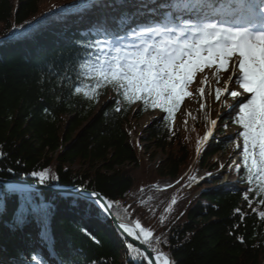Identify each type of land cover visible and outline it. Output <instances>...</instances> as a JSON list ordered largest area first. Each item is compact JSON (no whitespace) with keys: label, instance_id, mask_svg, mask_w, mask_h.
<instances>
[{"label":"trees","instance_id":"obj_1","mask_svg":"<svg viewBox=\"0 0 264 264\" xmlns=\"http://www.w3.org/2000/svg\"><path fill=\"white\" fill-rule=\"evenodd\" d=\"M39 2L0 0V177L37 180L31 172L47 170L48 185L99 191L117 219L151 231L152 247L174 264H264V219L259 215L264 195L254 188L248 194L252 204L243 199L249 184L242 138L240 170L231 167L235 184L215 185L221 173L191 181L200 170L219 167L213 156L228 152L222 136L229 119H218L198 152L203 123L193 119L176 125L183 101L173 118L165 120L166 113L143 101H124L110 84L98 88L94 100L85 98L84 92L96 84L80 68L96 62L95 51L83 47L98 38L90 26L107 19L116 28L113 18L119 10L83 8L68 17L62 11L76 1L47 12ZM27 22L35 26L5 39L14 29H27ZM75 87L81 88L79 94ZM187 90L191 93L189 85ZM149 111L159 114L142 127L137 143L127 124ZM235 117L229 122L239 133ZM158 153L162 156L153 163ZM53 175L56 180H51ZM18 213L25 218L22 229L15 223ZM45 218L47 242L41 239ZM20 234L28 242L25 249L18 243ZM35 240L50 243L60 264H149L128 249L129 243L137 246L94 204L75 195L14 191L0 183V264H31L35 254L51 264L34 247Z\"/></svg>","mask_w":264,"mask_h":264},{"label":"snow or ice","instance_id":"obj_2","mask_svg":"<svg viewBox=\"0 0 264 264\" xmlns=\"http://www.w3.org/2000/svg\"><path fill=\"white\" fill-rule=\"evenodd\" d=\"M129 6L134 10L129 11ZM84 7L89 11L93 7L119 10V16L113 18L116 28L109 27L107 19L96 21L90 30L98 38L83 45L96 53L95 63L80 65L81 69H87L88 77L96 81L91 92H84L89 100L98 97V88L110 84L123 96L124 101L129 104L143 101L145 106L166 113L164 119L169 120L185 97L192 95L187 87L197 73L213 67L224 72L230 67L238 68V75L233 72L223 88L215 89V98L219 101L225 93L233 99L242 98L236 106L229 107L235 109L238 106L235 122L242 129L238 135L243 140V169L249 184L243 199L251 205L248 194L254 188H258L257 195H264V0H135V3L133 0H112L107 5L102 0H95V3ZM53 14L49 12L47 15ZM140 18H144L143 21ZM39 23L37 19L36 24ZM34 26L27 22V29L23 26L14 29L11 34H6L5 39ZM88 55L91 56L92 51ZM233 81L242 91L229 88V83ZM80 92L81 88L75 87L74 93ZM199 92L202 96L204 88L201 87ZM115 110L120 111V108L116 107ZM216 123V120L211 121L212 126ZM211 135L210 129L202 141H198V152L201 150L200 144L207 142ZM31 175L42 185L49 181L47 170L33 171ZM56 179V176H51V180ZM62 194L75 195L97 205L101 214H112V204L97 192L78 189ZM175 202L172 201L173 204ZM259 203L264 205V199ZM259 215L264 219V212ZM46 219L41 229L44 242L48 240ZM24 222V216L18 213L15 223L22 226ZM118 226L128 236L148 246L155 255H145L141 248L129 243L127 247L131 252L148 260L149 264H174L165 253L152 247L151 231L139 223L135 225L138 232L123 223ZM238 239L244 242L243 237ZM156 243H160L159 238H156ZM30 260L31 264H46L39 254L31 256Z\"/></svg>","mask_w":264,"mask_h":264},{"label":"rangeland","instance_id":"obj_3","mask_svg":"<svg viewBox=\"0 0 264 264\" xmlns=\"http://www.w3.org/2000/svg\"><path fill=\"white\" fill-rule=\"evenodd\" d=\"M77 2V9L82 6L92 4L95 0H40L39 5L43 11H53L54 9H63L68 5ZM112 1V0H111ZM104 2V1H103ZM106 3V2H105ZM152 7H156L157 5H151ZM76 7H68L66 11L67 16L71 17V11H75ZM83 15L82 12H80ZM74 15V14H73ZM77 15V14H75ZM143 21L144 18H140ZM235 72L238 75V68L233 69L229 68L227 72L218 71L215 67L206 68L203 73H197L194 81L190 83L192 95L188 96L181 107L179 117L176 120L177 126H182L190 123L193 119H197L203 123L204 126V134L209 126H211V131L214 126L211 125V121L216 118H224L231 119L238 111V106L233 109L230 108L229 105H237V102L242 98L238 97L236 99L231 98L227 93H225L221 99L218 101L215 98V89L217 87L223 88L224 82L228 80L229 76ZM201 81H204L202 84ZM203 87L204 93L201 96L199 89ZM229 88L231 90L242 91L238 88L233 82L229 83ZM245 96L247 94H244ZM203 105V108L201 107ZM157 112H146L141 118H132L130 122L127 124V130L132 139H134L137 143L139 142V135H141L142 127L147 124L152 118L157 116ZM228 120L226 133L222 136L229 144V149L227 153H217L213 156V160L219 163V167L213 172H206L204 170H200L191 176L192 183L200 181L201 178L208 176V173L217 174L221 173L222 176L219 178L218 182L215 185H221L226 183H236L237 179L233 175L231 171V167L233 165L238 164V149L240 148V138L238 135V128ZM201 145V144H200ZM147 155H145L146 157ZM162 156V153H158L154 159L153 163H157L159 158ZM223 165V168L221 167ZM231 166V167H229ZM76 167H78L76 165ZM194 177V179H193ZM190 185V184H189ZM207 188V187H206ZM131 224V223H129ZM133 225V224H132ZM135 226V225H134ZM138 231V230H137ZM19 237V244L22 246L25 245L27 247L28 242L22 238V234ZM24 247V248H25ZM5 264V263H4Z\"/></svg>","mask_w":264,"mask_h":264},{"label":"water","instance_id":"obj_4","mask_svg":"<svg viewBox=\"0 0 264 264\" xmlns=\"http://www.w3.org/2000/svg\"><path fill=\"white\" fill-rule=\"evenodd\" d=\"M0 183H2L4 186L12 190L50 191V192H53L55 194H60V195H63L62 193L75 192L78 189H86L88 192L94 191V192L99 193L103 199H106L108 201V199L99 191L87 189V188L82 187L81 185H64V184L42 185L37 180H28L24 178H6V177H0ZM95 206L98 208L97 205ZM111 213H112V210H111ZM104 215L107 219H109L114 224L116 229H118L128 240H130L135 246L141 248V250L145 253V255H148L150 257L155 255L151 253V250L146 245H142L139 240H135L131 236H128L127 233H125L123 229H121L118 226L119 223H123L129 228H131L133 231L138 232L134 225L118 220L113 213L111 214V216L106 215V214Z\"/></svg>","mask_w":264,"mask_h":264},{"label":"bare ground","instance_id":"obj_5","mask_svg":"<svg viewBox=\"0 0 264 264\" xmlns=\"http://www.w3.org/2000/svg\"><path fill=\"white\" fill-rule=\"evenodd\" d=\"M210 129H211V126H209V127L207 128L206 132H208ZM205 134H206V133H205Z\"/></svg>","mask_w":264,"mask_h":264}]
</instances>
